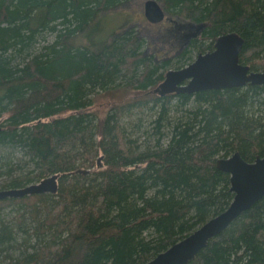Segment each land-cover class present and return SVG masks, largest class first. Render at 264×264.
<instances>
[{
	"label": "trees",
	"instance_id": "1",
	"mask_svg": "<svg viewBox=\"0 0 264 264\" xmlns=\"http://www.w3.org/2000/svg\"><path fill=\"white\" fill-rule=\"evenodd\" d=\"M130 1L0 0V190L59 174L56 193L0 199V264H144L231 204L219 158L264 155V84L157 90L171 69L149 23L104 33ZM161 1L206 23L189 44L162 37L163 50L184 44L186 60L235 32L241 63L264 71V0ZM190 264H264V197Z\"/></svg>",
	"mask_w": 264,
	"mask_h": 264
},
{
	"label": "water",
	"instance_id": "2",
	"mask_svg": "<svg viewBox=\"0 0 264 264\" xmlns=\"http://www.w3.org/2000/svg\"><path fill=\"white\" fill-rule=\"evenodd\" d=\"M145 15L151 22H160L165 19L166 12L158 0H147ZM190 26L196 28L192 36H197L205 28V24L190 23ZM243 42V38L235 32L221 35L212 51L200 53L185 67L169 70L159 90L170 92L184 89L189 91L221 89L243 86L248 81L251 84H263L264 71H250V66L240 63ZM185 80H190L189 85L183 89L178 88L177 85ZM218 167L230 174L231 191L234 192L231 204L187 237L144 264H189L190 260L196 257L210 239L224 231L245 210L264 197V155L248 162L239 153H234L229 157L221 158L218 161ZM79 171L90 172L89 169ZM58 179L59 175L54 174L38 183L21 188L0 190V199L19 198L47 192L55 193L58 189Z\"/></svg>",
	"mask_w": 264,
	"mask_h": 264
},
{
	"label": "rangeland",
	"instance_id": "3",
	"mask_svg": "<svg viewBox=\"0 0 264 264\" xmlns=\"http://www.w3.org/2000/svg\"><path fill=\"white\" fill-rule=\"evenodd\" d=\"M147 0H132L130 1V4L127 6H122L119 7V9H116L112 12H110L108 14V18H106V25H105V34H109L110 32L113 31V29L118 26L119 24L121 25V23L125 22V19L127 20H131V24L134 25H141L145 22L149 23V26H145L144 29L153 32V34L151 35V37L153 38L154 41H158V46H159V52H158V56H156L157 60L160 62L163 61H168L170 62V64L167 66L168 69H179L181 67H184L188 64H190L198 55V49H195L196 47L191 48V51H188L187 53V57L186 60L182 59L179 60L181 58V53L182 50L184 48V44H187L186 42L182 45H179L177 48L174 49H166L163 50L162 48H166V46H164V42H160V40L163 38H170L169 34V29H171L173 26L175 27L176 24H182V23H188L189 21L186 19H181V18H176L175 16H170L167 15L166 18L161 21L158 25L157 24H152L150 23L147 18L145 17V13H144V9H145V2ZM158 2L164 7L165 10V6L164 3L161 0H158ZM189 27V26H188ZM188 33L190 40V37H193V33L196 31L195 27H190L189 29L186 30ZM200 36V35H199ZM168 40V39H166ZM153 41V42H154ZM198 41L200 43H204L206 42V40L203 37H199ZM151 45L152 42L150 41ZM153 46V45H152ZM163 51H162V50ZM146 53L147 54H153L152 52V48L147 47L146 48ZM167 70V69H166ZM120 95L122 93V91H117ZM118 95V94H113L110 95L109 92H100L98 95L95 96V106H94V110L98 111L100 113L104 112L107 110L108 108V104H110V101L112 98H114V100L117 99H122L124 96L123 95ZM148 115H146L144 117V122L146 125H150V120L149 118L147 119ZM5 151V150H3ZM1 180V179H0ZM37 182V181H36ZM32 195V194H31ZM28 196V195H27ZM12 207L10 206L7 211H9V209H11Z\"/></svg>",
	"mask_w": 264,
	"mask_h": 264
},
{
	"label": "bare ground",
	"instance_id": "4",
	"mask_svg": "<svg viewBox=\"0 0 264 264\" xmlns=\"http://www.w3.org/2000/svg\"><path fill=\"white\" fill-rule=\"evenodd\" d=\"M144 13H145V9H144ZM145 17H146V15H145ZM147 18V17H146ZM147 20L150 22V23H152V24H159L160 22L159 21H156V22H151L148 18H147ZM200 24H205V27H206V23H200ZM201 32H202V30H201ZM201 32L197 35V36H193V37H198L200 34H201ZM218 42V39H217V41H216V43ZM216 43H215V45H216ZM243 48V47H242ZM242 51V50H241ZM201 53H205V52H201ZM200 54V53H199ZM198 54V55H199ZM241 54V53H240ZM198 55H197V57H198ZM196 57V58H197ZM195 58V59H196ZM194 59V60H195ZM193 60V61H194ZM240 63H241V61H240ZM241 64H243V63H241ZM189 65V64H188ZM244 65H246V64H244ZM187 66V65H186ZM249 66V65H248ZM185 67V66H184ZM251 68V67H250ZM172 70V69H171ZM250 71H252V69L250 70ZM254 71V70H253ZM189 83H190V80H185V81H183V82H181L180 84H178L177 85V87L178 88H182L183 89V87H187L188 85H189ZM247 84H251V82H247L245 85H243V86H246ZM264 84V83H263ZM161 85L162 84H160V86H159V88L157 89V90H159V89H161ZM252 85H257V84H252ZM243 86H234V87H243ZM229 88H232V87H229ZM221 89H225V88H221ZM198 91H201V90H197V91H189L188 89H184L183 91H177V90H172V91H170V92H188V93H195V92H198ZM235 153H239V152H235ZM240 154V153H239ZM240 156H241V154H240ZM242 157V156H241ZM221 158H223V157H221ZM221 158H219L218 159V161L221 159ZM243 158V157H242ZM244 159V158H243ZM245 160V159H244ZM218 161H217V165H218ZM54 175V174H53ZM59 175V174H58ZM50 176H52V175H50ZM49 177V176H48ZM48 177H46V178H48ZM46 178H44V179H46ZM44 179H42V180H44ZM41 180V181H42ZM40 181V182H41ZM36 183H38V182H36ZM58 188H59V179H58ZM1 190H3V189H1ZM57 191H58V189H57ZM47 193H49V192H47ZM56 193V192H55ZM39 194H41V193H39ZM244 213V212H243ZM242 215V214H241ZM240 217V216H239ZM191 261V260H190ZM189 264H190V262H189Z\"/></svg>",
	"mask_w": 264,
	"mask_h": 264
},
{
	"label": "flooded vegetation",
	"instance_id": "5",
	"mask_svg": "<svg viewBox=\"0 0 264 264\" xmlns=\"http://www.w3.org/2000/svg\"><path fill=\"white\" fill-rule=\"evenodd\" d=\"M190 26V25H189ZM190 27H192V26H190ZM190 27H188L187 25H185L184 23H182L181 25L179 24H176L175 25V27L173 26L171 29H169V35L170 36H173V35H176V36H178L179 35V37L180 36H183V38H184V36H185V39H186V37H189L188 36V33H186L187 31V29H189ZM194 38H197V37H190V40H189V38H187L186 40H185V42L187 43V44H189L190 43V41L192 40V39H194Z\"/></svg>",
	"mask_w": 264,
	"mask_h": 264
}]
</instances>
